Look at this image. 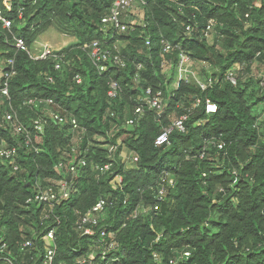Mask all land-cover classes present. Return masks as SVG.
<instances>
[{
    "label": "trees",
    "instance_id": "1",
    "mask_svg": "<svg viewBox=\"0 0 264 264\" xmlns=\"http://www.w3.org/2000/svg\"><path fill=\"white\" fill-rule=\"evenodd\" d=\"M115 1L12 0V8L4 9L13 24L0 30V60L13 58L15 73L8 79L9 96L0 92V147L3 142L19 147L20 169L13 171L0 157V231L6 243L0 264L5 259L42 264L46 245L55 250L52 264H79L90 253L104 264L100 228L113 233L106 239L119 245L107 254L108 264H169L186 251L190 255L180 264H264V68L253 72V64L264 63V0H138L142 17L124 32L102 22ZM211 19L216 24L209 42L206 26ZM51 29L74 38L54 52L62 58L59 69L58 58L34 59L14 46L16 35L33 49ZM162 38L180 47L194 65L202 63L197 68L201 72H195L204 80L216 78V84L203 91L191 75L176 88L179 50L163 53ZM95 40L117 46L127 66L111 65L100 73L88 53ZM164 59L170 64L169 76ZM229 69H235L236 84L224 79ZM111 79L121 86L115 98L108 96ZM148 87L161 91L164 114L146 107L143 116L127 124ZM27 97L52 98L54 103L24 105ZM196 98L211 99L217 111L206 113L203 105L190 110L186 131L173 130L169 144L156 145L171 115L187 112ZM12 109L32 132L31 144L5 121V112ZM53 111L75 117L79 129L54 120ZM36 118L43 121L39 140L34 138ZM80 137L77 146L87 165L72 178V196L51 212L47 204L27 202L40 187L64 177L56 166L65 155L68 162L76 161L71 149ZM220 142L223 148L217 146ZM124 150L130 153L128 162ZM110 162L108 172L96 169ZM164 171L175 185L156 211ZM118 175L122 186L113 188L111 181ZM100 197L108 199L99 214L100 228L84 235L78 217ZM52 228L53 240L47 236ZM26 240L33 245L22 249Z\"/></svg>",
    "mask_w": 264,
    "mask_h": 264
},
{
    "label": "built area",
    "instance_id": "2",
    "mask_svg": "<svg viewBox=\"0 0 264 264\" xmlns=\"http://www.w3.org/2000/svg\"><path fill=\"white\" fill-rule=\"evenodd\" d=\"M138 0H116L114 5L110 11V14L104 16L102 18L103 23H112L117 30L120 32L127 31L130 28H133L137 22L131 21L128 19V16L131 10L134 8V4ZM12 8V0H0V30L2 29H10L13 21L4 14V9L10 10ZM19 15H22V11H19ZM216 21L211 19L207 23L206 32H211L214 29ZM185 30L187 34H190L193 30V27L190 23L186 24ZM14 46L18 50H24L30 54V56L34 59H46L48 57H55L58 58L55 68H61V56L56 55L54 52L57 50L49 43H40L39 46L30 49L26 44V41L21 36L13 35ZM38 41H36L37 43ZM35 43V44H36ZM161 49L163 53H170L174 50H179L178 55V64H177V71H178V78L176 81L175 87L179 86V82L181 80H189V77L192 75L194 81L197 85L204 91L208 88L212 87L216 84V78L209 77L208 79H202L194 70V62L193 60L178 46L172 44L167 39L162 38L160 41ZM146 45H151V40H146ZM88 53L92 59L93 64L96 66L100 73L105 72L109 66H117L119 68H125L127 66V61L124 56L120 53L117 46L112 48L104 45L100 40L93 41L88 46ZM168 62L164 59L163 66ZM5 64V66H1L0 68V92L2 95L9 96V89H8V79L9 77L15 73L14 70V59L9 58L6 61L0 60V64ZM6 69V70H5ZM142 69V64H137L138 72ZM137 81H139V73L136 75ZM225 80L236 84L237 76L235 69H229L226 72L224 77ZM48 80L53 82V78L51 76L48 77ZM76 81L80 82L81 77L79 75L76 76ZM121 90V86L117 80L111 79L109 81V89H108V96L110 98H115L119 94ZM54 100L52 98H40V97H27L24 100V105H41V104H53ZM204 106L206 113H214L218 109L217 103L213 102L211 99L206 98L205 101L202 98H196L195 102L191 106V108H187V112L182 113L180 116L176 117L169 127L164 128V130L157 135L155 138L156 145H164L169 144V134L173 130H178L180 132H185V121L188 118L190 110L192 111L195 108H199L200 106ZM149 108L150 110H155L158 115H160L166 108V100L164 99L161 91H154L152 87L146 88L143 93L139 96V100L137 105L135 106L133 115L129 117L126 121L127 124H134L141 116L144 114V109ZM54 120L58 121L59 123L69 122L72 126V129L76 130L79 129L80 125L75 117L68 118L63 116L61 113L53 111L51 112ZM5 121L9 122L15 129V132L18 134H22L25 136L26 144L32 143V132L27 130L26 127L22 124L19 120L17 112L15 110H8L5 112L4 115ZM202 120L198 121L200 124ZM34 127H35V140H39V133L42 131L43 128V121L40 118L34 119ZM81 137L78 139V141ZM78 144L72 146L71 153L75 156V162L70 161L68 162V157L65 155L62 160H60L56 166V169L60 173H65L64 177L58 180H51L49 181V185L45 188H41L36 192L33 197H30L27 202L37 201L39 203H44L49 206V211L53 210L55 204H58L64 200H68L72 193L75 192V185L72 181V178L75 177L78 173L80 167H84L87 165V160L84 156V152L80 150L77 146ZM224 143H218L219 148H223ZM36 150L37 147H36ZM83 152V153H82ZM205 151L200 153V156L203 157ZM19 155V147L16 145H7L6 143H2L0 147V157L6 161H9L10 166L12 167L13 171H18L20 169V164L17 160ZM130 158V157H129ZM128 158V159H129ZM138 159L137 156H134V160ZM112 167V162L96 166V169L100 172H108ZM70 175V179L69 176ZM205 176V173L203 174ZM113 188H118L122 186V177L116 176L111 181ZM175 185L174 178L169 174V172L164 171L159 179L158 182V192L156 194L157 203L154 206V210H158L160 207V202L164 198V194L167 192L169 188H173ZM108 203V199L104 197H100L99 200L86 212L79 215L78 221L76 222L78 229L84 235H93L97 228H100L99 225V214L102 213L106 205ZM147 209H145L146 211ZM138 211L135 210L134 216H137ZM49 216V213H46V217ZM49 239L55 238L54 229H50L47 233ZM106 237H114L113 233H108L106 229L100 228L99 231V248H101V256L100 260L104 262V264H108L106 260L108 259V255L112 250L118 248V243L114 239L107 240ZM33 245L31 240H26L22 244V249L30 247ZM6 248V243L3 242L1 231H0V251ZM55 250L51 245L45 246V256L42 264H52L54 260ZM190 252L186 251L179 257H172L168 260L169 264H180V262L184 261ZM96 255L94 253H90L87 257H84L78 260L79 264H102L96 262ZM9 261V259H7ZM67 264V263H61Z\"/></svg>",
    "mask_w": 264,
    "mask_h": 264
},
{
    "label": "rangeland",
    "instance_id": "3",
    "mask_svg": "<svg viewBox=\"0 0 264 264\" xmlns=\"http://www.w3.org/2000/svg\"><path fill=\"white\" fill-rule=\"evenodd\" d=\"M141 14H142L141 9H140L138 3H136L134 8L131 10V12L128 16V19L131 21H134V22H139L141 17H142ZM214 34L215 33L213 30L208 33L207 39L209 42L213 41ZM64 39L67 40V36H65V35L63 36L62 33L56 29H51L48 32L44 33L35 45L37 47V46H39L40 43L49 42L55 48V47L61 46ZM72 40L73 39L70 38L69 41H72ZM200 64H202V63L198 62L194 65V69L197 73H199V71L201 72V70L197 69L200 67ZM263 68H264V63L256 62L255 64H253V72L254 73L259 74L260 72H262ZM163 70L167 76H169L171 74V68H170V64L168 62H166V64L163 66ZM177 78H178V73H177ZM176 81H175L174 85H176ZM176 117H177L176 115L172 114L170 117L171 121H173ZM96 139L102 140L103 142L105 140L102 136H96ZM77 143H78V140L76 141V144ZM129 155H130V153H128L125 150L122 152V157L124 158L125 162H128Z\"/></svg>",
    "mask_w": 264,
    "mask_h": 264
},
{
    "label": "crops",
    "instance_id": "4",
    "mask_svg": "<svg viewBox=\"0 0 264 264\" xmlns=\"http://www.w3.org/2000/svg\"><path fill=\"white\" fill-rule=\"evenodd\" d=\"M62 35L64 36L65 34H64V33H62ZM65 36H67V40H65V39H64V41H63L62 45H61V46H59V47H55L56 49H60V48H62L63 46H65L67 43H69V42H70V41H69V40H70V38L74 40V38H73V37H69L68 35H65ZM40 38H41V37H40ZM44 43H49V42H44ZM49 44H50V43H49ZM5 260H6V261H5V262H6V264H12L10 260H9V261H8L7 259H5Z\"/></svg>",
    "mask_w": 264,
    "mask_h": 264
},
{
    "label": "water",
    "instance_id": "5",
    "mask_svg": "<svg viewBox=\"0 0 264 264\" xmlns=\"http://www.w3.org/2000/svg\"><path fill=\"white\" fill-rule=\"evenodd\" d=\"M162 114H164V111H163L160 115H162ZM68 177H69V179H70V175H69Z\"/></svg>",
    "mask_w": 264,
    "mask_h": 264
}]
</instances>
